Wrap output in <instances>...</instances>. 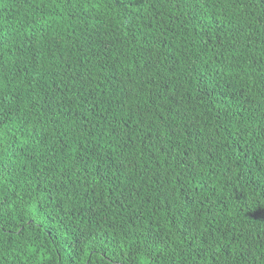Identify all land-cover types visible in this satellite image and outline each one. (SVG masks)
<instances>
[{
  "label": "trees",
  "instance_id": "obj_1",
  "mask_svg": "<svg viewBox=\"0 0 264 264\" xmlns=\"http://www.w3.org/2000/svg\"><path fill=\"white\" fill-rule=\"evenodd\" d=\"M0 264H264V0H0Z\"/></svg>",
  "mask_w": 264,
  "mask_h": 264
}]
</instances>
